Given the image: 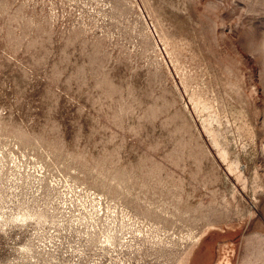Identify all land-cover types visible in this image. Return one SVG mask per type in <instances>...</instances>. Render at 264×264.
Returning <instances> with one entry per match:
<instances>
[{
	"label": "rangeland",
	"instance_id": "1",
	"mask_svg": "<svg viewBox=\"0 0 264 264\" xmlns=\"http://www.w3.org/2000/svg\"><path fill=\"white\" fill-rule=\"evenodd\" d=\"M0 264H264V0H0Z\"/></svg>",
	"mask_w": 264,
	"mask_h": 264
}]
</instances>
